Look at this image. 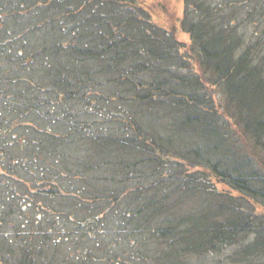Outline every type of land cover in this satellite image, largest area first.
Masks as SVG:
<instances>
[{"label":"trees","instance_id":"trees-1","mask_svg":"<svg viewBox=\"0 0 264 264\" xmlns=\"http://www.w3.org/2000/svg\"><path fill=\"white\" fill-rule=\"evenodd\" d=\"M184 1L0 0V264H264V0Z\"/></svg>","mask_w":264,"mask_h":264},{"label":"rangeland","instance_id":"rangeland-1","mask_svg":"<svg viewBox=\"0 0 264 264\" xmlns=\"http://www.w3.org/2000/svg\"><path fill=\"white\" fill-rule=\"evenodd\" d=\"M148 4L151 3H156L158 5L153 4V6H155V12L153 13L154 15H157L158 18H160L162 24H166V26L168 28H172L173 26H175L177 28V26H179L180 24V20L183 16V12H184V7H185V1L184 0H145ZM221 0H213V2H218ZM224 1H228V5L226 7V9L228 11H232L234 10L236 7L239 6H233V2L235 3V0H224ZM231 1V2H230ZM253 3H256L255 0H251L250 3L246 4V7H253ZM250 31V30H249ZM177 37L179 38V40L181 41H188L189 40V36L182 31L181 29L177 31L176 33ZM222 188H224V185H219ZM234 249V247H230L228 249H226V251H224L223 253H217L215 255H212L208 258H206L205 260L201 261V264H222V260H225L227 254H229L232 250Z\"/></svg>","mask_w":264,"mask_h":264}]
</instances>
